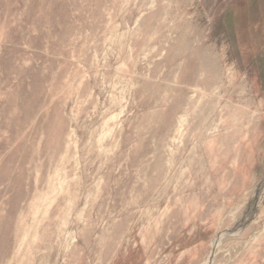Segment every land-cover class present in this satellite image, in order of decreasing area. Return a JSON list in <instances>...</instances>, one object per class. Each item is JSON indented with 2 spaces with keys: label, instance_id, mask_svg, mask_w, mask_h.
<instances>
[{
  "label": "rangeland",
  "instance_id": "374dc122",
  "mask_svg": "<svg viewBox=\"0 0 264 264\" xmlns=\"http://www.w3.org/2000/svg\"><path fill=\"white\" fill-rule=\"evenodd\" d=\"M0 264H264V0H0Z\"/></svg>",
  "mask_w": 264,
  "mask_h": 264
}]
</instances>
